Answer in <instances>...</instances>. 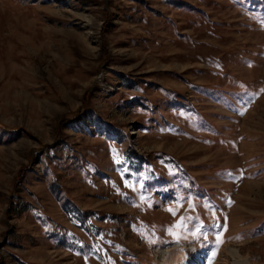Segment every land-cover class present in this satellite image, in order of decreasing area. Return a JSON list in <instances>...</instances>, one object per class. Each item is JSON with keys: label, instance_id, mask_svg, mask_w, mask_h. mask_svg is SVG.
Masks as SVG:
<instances>
[{"label": "rangeland", "instance_id": "1", "mask_svg": "<svg viewBox=\"0 0 264 264\" xmlns=\"http://www.w3.org/2000/svg\"><path fill=\"white\" fill-rule=\"evenodd\" d=\"M264 264V0H0V264Z\"/></svg>", "mask_w": 264, "mask_h": 264}, {"label": "bare ground", "instance_id": "2", "mask_svg": "<svg viewBox=\"0 0 264 264\" xmlns=\"http://www.w3.org/2000/svg\"><path fill=\"white\" fill-rule=\"evenodd\" d=\"M184 264H186V263H184Z\"/></svg>", "mask_w": 264, "mask_h": 264}]
</instances>
